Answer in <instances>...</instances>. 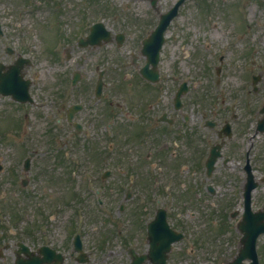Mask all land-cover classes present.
Segmentation results:
<instances>
[{
	"label": "flooded vegetation",
	"instance_id": "flooded-vegetation-1",
	"mask_svg": "<svg viewBox=\"0 0 264 264\" xmlns=\"http://www.w3.org/2000/svg\"><path fill=\"white\" fill-rule=\"evenodd\" d=\"M142 18L140 22L124 26L121 30L105 23L104 33L101 32L100 35L108 37L109 42L102 41L97 47L87 48L94 51L89 58L90 66L87 57L78 62L83 70L77 69L81 73L80 87L69 95L63 92L67 80V72L63 71L60 75L64 77L59 83H48L46 99L55 96L54 90L59 84L61 112L65 115L77 100L86 108L95 102L92 109V134L98 145L114 137V110L116 107L120 109L127 127L132 129L133 134L139 135L138 150L126 157L124 170L125 178L133 176L128 186L135 192L133 199L139 194L137 207L143 205L146 210L148 202L152 205V200L147 201V187L154 180L151 195L156 198L155 213L159 208H164L173 229L182 231L187 239L192 237L195 240L197 237L200 240L201 231L196 235L193 232L195 228L192 227L190 233V216L184 215L182 210L189 207H197V210L202 208L208 217H212L214 215L209 214L212 207H220L219 211L222 213L224 207H238L243 202L242 195L248 174L255 181L260 180V146L254 136L258 120L234 119L231 123L228 117L221 114V124L215 128L204 127L207 121L204 112H211V109L210 106L196 102L194 87L187 94L190 96L183 99L182 109H177L174 94L181 82L176 78L164 82L163 72L159 67L161 65L163 68L165 55H162L158 65V80L151 82L145 78L152 72L144 71L148 59L143 55L142 47L144 41L152 35L159 16L150 10ZM106 30L110 35L106 34ZM89 33L90 30L85 36ZM78 43L76 47L80 49ZM117 64L120 65L118 71L115 70ZM74 72H70L71 79ZM100 78L103 80L104 97L98 100L94 94L92 101L89 94L83 93V85L87 84L83 80H91L88 84L94 93ZM115 79L123 80L117 88V93L123 95V105L113 103ZM164 83L170 84L164 87ZM105 91L113 101L108 99L109 95L105 97ZM222 95L221 113L222 110H242L240 104H236L241 101V97L234 91L225 89ZM81 121L86 125L83 118ZM172 126L175 128L172 129ZM214 147H218L220 156L214 163L212 173L208 175L209 159ZM102 154L103 152L100 153ZM258 202L259 186L252 192V203L257 205ZM133 212L134 208H129L126 216L118 212L116 217L114 207L107 215L109 230H95L85 235L83 231H79L84 253L79 252L74 245V236L78 233L73 230L81 228L78 217L65 221L60 216L59 223L50 225L47 231L40 233L33 229L28 232L26 254L20 253L18 240L13 241L11 246L12 259H2L0 250V264L4 260V264H22L23 261L27 264H134L135 255H145L148 252V225L154 216H137ZM13 234L17 235V232ZM42 247L50 249L45 251ZM204 259L209 262L208 257ZM144 264L152 263L145 261Z\"/></svg>",
	"mask_w": 264,
	"mask_h": 264
},
{
	"label": "rangeland",
	"instance_id": "rangeland-1",
	"mask_svg": "<svg viewBox=\"0 0 264 264\" xmlns=\"http://www.w3.org/2000/svg\"><path fill=\"white\" fill-rule=\"evenodd\" d=\"M48 1L51 6L47 5ZM98 1L101 5H107L103 7L108 9V13H110V8L112 13L123 11L125 3L129 2L133 3L132 6L136 9L147 7L145 3L136 0H65V5L62 3L57 5L66 6L67 9H73L74 12L68 10L67 14L58 15V12L54 10L55 0H0V21L4 29V36L0 37V61L6 63L11 60L3 50L6 46L13 47L27 57H32L34 60L32 72L42 73L38 87H45L47 85H44L45 77V81H47L48 76H51V73L60 66V64H54L45 54V50L56 43L57 34H59L56 29L57 26H60L58 23L62 24L66 32L72 35L75 32V25L79 23L75 7L80 9L83 6L85 8H103L90 4V2L97 3ZM196 1L189 0L184 7L180 21L176 23L174 31L176 35L183 36V38L180 42L179 38L169 42L171 45L166 47L164 52L165 69L168 72L175 71L181 79L187 74L193 75L195 82H199L197 85L199 92H205L209 97L221 96L225 89H230L238 90L244 99L246 94L244 92L251 85L252 75L261 76L260 85L262 88L264 86V5L259 2L262 0H247L248 20L246 22L250 28L245 36L238 32L237 22L228 14L226 8L228 0H202L205 2L200 7L201 2L197 3ZM171 2L172 0H161V5L164 4L165 8ZM234 8V5L229 7L230 13H233ZM86 18L92 20L95 15H88ZM181 22L185 26L183 30L179 27ZM215 23L217 27L213 28ZM53 24H56L55 28L51 27ZM248 26L242 24V33L246 32ZM71 30L72 32H70ZM233 30H236L237 34ZM61 47V44L55 46L57 50ZM63 59L66 60L65 57H62ZM64 64L67 68L75 67L73 61H67ZM219 67L223 75L218 77L216 74ZM218 78L220 79L219 83ZM52 82L55 80L52 79ZM86 83L89 82L86 81ZM263 95L264 92L261 95V90L256 95L260 105ZM116 99L122 100L123 95ZM209 101L212 102L210 99ZM11 105L12 102L9 99L0 97V157L4 159L3 164L6 167V173L0 179V200L2 192H6V199L17 205L19 200L27 201L26 194L31 193L33 200L30 204L31 214L27 215L22 211L24 207L29 206L27 202L21 203L18 208L22 211L23 219L20 226H23L24 229L29 225L34 211L39 212L45 209L46 214L52 213L54 207L49 205V201H57L63 203L64 206L70 205L66 207L67 210L64 213L65 220H67L69 216L74 215V209L81 205L80 201L82 200L87 211L86 234L93 233L95 229L100 231L104 227L102 220L106 217L104 213H98L100 218L93 217V215H97L95 212L92 214L93 198L83 196L81 199L78 197L79 191L71 194L72 191L62 190L55 186V184L79 182L78 164L76 165L75 160H70L72 167L69 162H65L63 168L57 163V156L61 149L71 151L72 145L66 142V144L58 146L54 141L56 131L61 128L53 122H47L44 115L45 113L52 114V111L56 109L42 106L31 109L26 106ZM24 111L28 113V115L24 113L26 115L25 123L22 113ZM204 114L205 118H214L213 112L205 111ZM18 120L23 122H21L24 127L23 131L30 132V135L23 134L21 130L10 132V124ZM119 121L121 120L119 119ZM16 133L20 134L17 136ZM72 140L73 138H69V141ZM28 156L32 157L30 177L34 181L26 191L21 188L19 182L24 177L21 172L23 161ZM261 160L264 163V157H261ZM72 170L76 173L73 175L76 182L70 181ZM13 173H15V177ZM105 188L106 191L110 189L109 187ZM61 192H67L68 196L64 197ZM261 195L264 199V190ZM263 203L259 207H262ZM36 204H41L42 207L38 208ZM7 205L6 201H0V207L5 208ZM149 209L152 210V208ZM3 216L5 215L3 214ZM3 216L0 219L6 221ZM189 225L191 226V222ZM259 246H264V237H262ZM215 248L216 246L211 247L212 255L216 254ZM228 257L230 256L228 255ZM170 264H174V261ZM182 264L186 263L182 262ZM262 264H264L263 259Z\"/></svg>",
	"mask_w": 264,
	"mask_h": 264
},
{
	"label": "water",
	"instance_id": "water-1",
	"mask_svg": "<svg viewBox=\"0 0 264 264\" xmlns=\"http://www.w3.org/2000/svg\"><path fill=\"white\" fill-rule=\"evenodd\" d=\"M257 225H261V227L257 229ZM242 228V231L245 233L243 240L246 243V248L241 251V255H239L232 264H240V262L247 257L249 248L252 250V253H254V240H256L259 233L264 231V215H259L257 218L250 220V222L244 224ZM252 258L256 260L255 255H252ZM253 264H256V262Z\"/></svg>",
	"mask_w": 264,
	"mask_h": 264
}]
</instances>
